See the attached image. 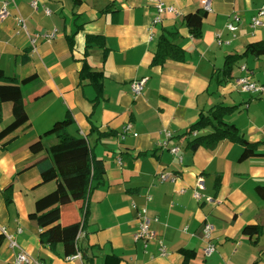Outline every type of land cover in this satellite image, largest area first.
I'll use <instances>...</instances> for the list:
<instances>
[{
    "label": "crops",
    "instance_id": "1",
    "mask_svg": "<svg viewBox=\"0 0 264 264\" xmlns=\"http://www.w3.org/2000/svg\"><path fill=\"white\" fill-rule=\"evenodd\" d=\"M164 1L179 12L155 22L150 0H10V15L0 20V69L19 79L36 72L38 81L23 86L32 129L0 148V264H12L19 250L2 228L44 264H251L258 253L264 235V200L256 192L264 185V95L244 96L235 79L249 75L264 82V56L240 57L228 80L216 71L227 56L264 40V25L252 24L264 0H212L200 38L190 34L184 16L201 8V0ZM235 17L240 27L234 33L227 25ZM169 33L186 50V60L153 66L159 38ZM90 35H101L105 44H87ZM84 62L101 77L84 73ZM243 64L248 73L241 71ZM141 78L146 85L134 95L132 83ZM218 104L239 106L227 120L250 142H261V155L240 160L244 146L230 139L191 144L212 132L208 127L187 133ZM2 107L0 129L13 118L11 103ZM67 114L74 119L68 131L85 137L106 166L104 184L89 197L79 239L82 259H68L63 242L50 244L56 229L43 240L30 215L36 200L56 187L55 180H42L37 166L48 158L46 149L33 152L31 146ZM168 132L172 137L163 147ZM55 138L43 141L49 145ZM174 146L180 147L177 155L170 151ZM162 172L174 173L175 180L162 182ZM199 177L205 181L201 199L194 194ZM145 207L157 235L147 244L135 238L138 211ZM83 217L80 202H73L62 208L55 226ZM206 222L214 226L210 256L204 251ZM247 224L262 225V232H245ZM161 242L167 255L159 251ZM249 243L256 251L248 262ZM260 253L254 264H261L264 249ZM201 254L214 261L202 263Z\"/></svg>",
    "mask_w": 264,
    "mask_h": 264
},
{
    "label": "trees",
    "instance_id": "2",
    "mask_svg": "<svg viewBox=\"0 0 264 264\" xmlns=\"http://www.w3.org/2000/svg\"><path fill=\"white\" fill-rule=\"evenodd\" d=\"M207 15L208 12L203 8L185 14V23L194 38L202 36L204 19ZM173 35L175 34L169 33L160 36L157 50L154 52L151 62L153 66L163 65L168 61L185 62L187 52L174 41L175 36ZM104 41L101 35H90L87 44L102 46L105 44ZM88 47L87 45L86 49ZM246 55L264 56V40L248 44L243 54L227 56L224 66L217 69L216 73L221 74L224 80L230 79L236 62L240 57ZM83 69L87 75L93 73L95 76L98 74L101 77V72L93 70L87 62H84ZM37 81L38 74L36 72L19 79L0 69V125L4 120L2 107L4 102L11 103L13 114L12 120L0 129L1 149H6L32 129L33 123L26 110L23 86ZM238 108V105L218 104L210 108L207 114L202 112L201 119L193 124L187 133L192 134L208 127L212 128V132L197 137L191 144L197 147L200 142L204 141L207 144L215 145L220 140L230 139L240 142L244 146L240 160L261 155L259 152L261 142H250L235 123L227 120V116L235 113ZM73 123V117L67 114L63 119L55 121L49 129L40 135V139L31 146L33 152L46 149L48 158L38 162L37 166L42 180L44 182L55 180L56 187L36 200L35 211L30 215L31 218L37 220L39 227L42 229L41 237L43 240L48 241L51 232L55 229L58 230L59 235L52 239L50 244L55 241L63 242L66 257L74 255L78 251L81 252L77 236L81 230L85 229L87 224L89 197L95 188L104 184L106 174L104 161L95 156L87 139L74 136L68 131L69 126ZM48 136H55L56 138L49 145H46L43 139ZM217 182H219V179ZM11 188L12 186L8 187L7 190L10 191ZM256 192L264 200V185H258ZM73 202H80L81 210L84 212L83 219L63 226H55L61 220L62 208ZM52 225L54 226L48 229ZM244 229L247 233L260 234L262 225L247 224Z\"/></svg>",
    "mask_w": 264,
    "mask_h": 264
},
{
    "label": "built area",
    "instance_id": "3",
    "mask_svg": "<svg viewBox=\"0 0 264 264\" xmlns=\"http://www.w3.org/2000/svg\"><path fill=\"white\" fill-rule=\"evenodd\" d=\"M156 7L158 15L155 18V22H159L164 15H170V14H177L179 10L173 6L165 3L164 0H150ZM9 2L10 0H4L2 3V6L0 8V20L5 19L10 15V10H9ZM201 8H203L205 11L210 12L212 11V0H201L200 2ZM33 5H37L36 2L33 3ZM48 13L50 11L48 10ZM264 15V8L260 9L258 13L253 17L252 19V24L254 27H259L264 25L263 21L261 20V17ZM239 18L235 17L232 22H230L227 25L228 30L231 32H236L239 27ZM55 34L50 35L49 38H53ZM32 43L36 44V38H32ZM35 49V47H34ZM241 71L244 73H248V67L246 64H243L240 66ZM147 79L146 78H141L132 83V92L134 95L140 94L145 85H146ZM235 86L239 88L240 91L253 94V95H264V82H259L251 78L249 75H241L236 77L235 79ZM131 124H128L126 126V131L131 129ZM172 137V133L168 132L167 133V138L163 141L162 145L163 147L168 146V140ZM170 151L174 154H178L180 151L179 146H174L170 148ZM180 160H182V157H180ZM160 180L162 182L165 181H173L175 180L176 176L172 172H162L160 173ZM205 189V181L203 177H199L198 181L196 183V188H195V197L197 199H201L202 197V190ZM180 193L184 192V189L179 190ZM138 221H139V229L137 233L135 234V238L137 240L142 239L144 242L147 244L149 241L157 239L156 233L152 229V219L150 218L148 214L147 208H140L138 211ZM2 232L6 237H8L9 240V245L12 248H18V253L15 257V260L13 261L12 264H44L42 260L34 258L29 252L24 250L22 247L19 246L17 241L13 238L11 234H9L6 229L2 228ZM203 233L204 237L207 240V246L205 247L204 251L206 255L210 256L216 249L215 243L213 242V233H214V226L210 223H205L203 227ZM83 234V230H81L78 233L77 239L79 240ZM159 251L162 255H167V250L164 246V244L161 242L159 246ZM68 259H82V254L81 252H77L74 255L68 256Z\"/></svg>",
    "mask_w": 264,
    "mask_h": 264
},
{
    "label": "rangeland",
    "instance_id": "4",
    "mask_svg": "<svg viewBox=\"0 0 264 264\" xmlns=\"http://www.w3.org/2000/svg\"><path fill=\"white\" fill-rule=\"evenodd\" d=\"M227 85V87L229 88V87H231V84L230 83H227L226 84ZM244 96H250V94L249 93H247V95H245L244 94ZM264 235H263V237L261 238V242L259 243V245L257 246V249L256 250H259L258 251V253H255L254 254V256H253V258L251 259V257H252V255H253V253L256 251L255 249H253V248H250V243L246 246V247H244L245 249H246V253L249 255V260H248V262L250 261V259H251V264H254L253 262L256 260V259H258V256H259V253H260V249H264ZM243 248V249H244ZM261 254V253H260ZM201 257H202V259H201V262L202 263H204V262H207V261H209L210 263H212L213 261H214V258H212V259H210V257H206L205 256V258H204V255H202L201 254ZM262 261L264 262V257H262ZM262 261H261V264H262ZM214 264H216V263H214Z\"/></svg>",
    "mask_w": 264,
    "mask_h": 264
}]
</instances>
